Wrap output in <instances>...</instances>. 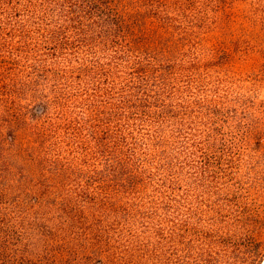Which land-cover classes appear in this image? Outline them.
Returning a JSON list of instances; mask_svg holds the SVG:
<instances>
[{"label":"trees","instance_id":"1","mask_svg":"<svg viewBox=\"0 0 264 264\" xmlns=\"http://www.w3.org/2000/svg\"><path fill=\"white\" fill-rule=\"evenodd\" d=\"M201 3L0 0V264H264V126L202 82Z\"/></svg>","mask_w":264,"mask_h":264},{"label":"rangeland","instance_id":"2","mask_svg":"<svg viewBox=\"0 0 264 264\" xmlns=\"http://www.w3.org/2000/svg\"><path fill=\"white\" fill-rule=\"evenodd\" d=\"M201 2L200 10L211 15L202 32L203 43L214 49L206 58L208 74L202 75V82L210 85L221 80L220 85H229L231 81L234 89L244 93L243 102L251 105L246 112L264 126V0L253 6L249 0ZM257 202L264 211V194Z\"/></svg>","mask_w":264,"mask_h":264}]
</instances>
